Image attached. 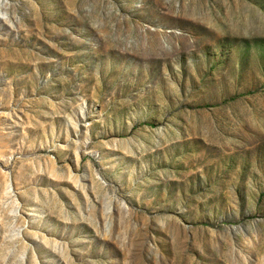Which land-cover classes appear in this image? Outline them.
I'll list each match as a JSON object with an SVG mask.
<instances>
[{
	"label": "rangeland",
	"instance_id": "1",
	"mask_svg": "<svg viewBox=\"0 0 264 264\" xmlns=\"http://www.w3.org/2000/svg\"><path fill=\"white\" fill-rule=\"evenodd\" d=\"M0 264H264V0H0Z\"/></svg>",
	"mask_w": 264,
	"mask_h": 264
}]
</instances>
